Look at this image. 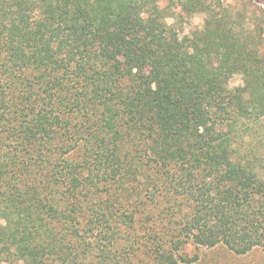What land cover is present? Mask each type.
I'll list each match as a JSON object with an SVG mask.
<instances>
[{
  "label": "trees",
  "instance_id": "trees-1",
  "mask_svg": "<svg viewBox=\"0 0 264 264\" xmlns=\"http://www.w3.org/2000/svg\"><path fill=\"white\" fill-rule=\"evenodd\" d=\"M189 241L264 251V0H0V264Z\"/></svg>",
  "mask_w": 264,
  "mask_h": 264
},
{
  "label": "rangeland",
  "instance_id": "rangeland-1",
  "mask_svg": "<svg viewBox=\"0 0 264 264\" xmlns=\"http://www.w3.org/2000/svg\"><path fill=\"white\" fill-rule=\"evenodd\" d=\"M187 17L189 20L184 25V30L195 26L200 27L203 24L204 17L201 12H195ZM239 84H241L240 75H232L228 85L234 87ZM142 188L146 189V186L142 185ZM182 252L187 255H198V259L192 264H264V251L260 247H255L243 254H236L222 244L205 247L196 246L189 241L183 245Z\"/></svg>",
  "mask_w": 264,
  "mask_h": 264
}]
</instances>
